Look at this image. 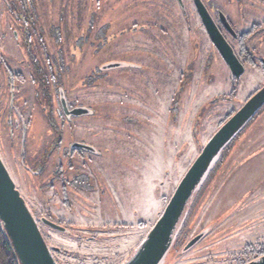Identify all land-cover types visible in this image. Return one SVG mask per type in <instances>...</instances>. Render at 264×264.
Returning <instances> with one entry per match:
<instances>
[{
  "label": "rangeland",
  "instance_id": "1",
  "mask_svg": "<svg viewBox=\"0 0 264 264\" xmlns=\"http://www.w3.org/2000/svg\"><path fill=\"white\" fill-rule=\"evenodd\" d=\"M4 1L0 55L11 64L0 65V157L35 214L65 229L41 227L59 264H122L206 141L264 86V30L251 26L264 21V0L240 11L219 0L245 35L241 44L226 36L245 68L236 80L192 0H183L188 16L176 0ZM25 3L29 41L18 19ZM115 62L127 67L103 69ZM9 77L29 118V173L9 134ZM60 89L93 112L59 117ZM80 140L95 153L70 152ZM183 227L163 264H246L264 253V109L214 166Z\"/></svg>",
  "mask_w": 264,
  "mask_h": 264
},
{
  "label": "water",
  "instance_id": "2",
  "mask_svg": "<svg viewBox=\"0 0 264 264\" xmlns=\"http://www.w3.org/2000/svg\"><path fill=\"white\" fill-rule=\"evenodd\" d=\"M179 2L182 3L181 0ZM195 4L210 41L228 66L233 78L239 79L245 72L244 65L218 29L202 2L195 0ZM220 19L225 27L232 31L227 19L224 16H221ZM120 67L121 64L115 62L104 66L103 69L112 70ZM62 106L64 113L68 116L81 117L90 113L88 109L83 107H77L69 111L65 100H62ZM263 107L264 86L251 96L208 140L179 182L163 213L144 241L123 264H161L163 262L171 250L189 202L204 181L215 159ZM75 146L93 150L85 145L77 144ZM0 220L12 241L21 264H58L38 222L17 189L1 157ZM41 222L52 229L65 230L60 225L47 219H41ZM205 234L206 231L192 239L184 250L191 249ZM247 264H264V255Z\"/></svg>",
  "mask_w": 264,
  "mask_h": 264
},
{
  "label": "flooded vegetation",
  "instance_id": "3",
  "mask_svg": "<svg viewBox=\"0 0 264 264\" xmlns=\"http://www.w3.org/2000/svg\"><path fill=\"white\" fill-rule=\"evenodd\" d=\"M15 1H18V0H15ZM176 1H178L181 15L183 14L184 16H188L187 9H186L185 6H183V0H181L182 3H180L179 0H176ZM192 1H193V6L195 8V11H196L197 15L200 18V15L198 13V10H197L196 4H195V0H192ZM200 1L202 2L203 6L206 8L207 12L211 16V18L213 19V21L215 22V24L217 25L218 29L221 31L222 35L225 37V39L227 40V42L232 46V44L230 42L231 40L226 37V36H230L232 39H234V41H239V44H241V39L245 35H241V34L239 35V34H237L235 32L234 26H233L232 22L227 17V13H226L227 11H226L225 7H223V5L221 4V2L219 0H216V1H219V3L218 2L216 3L215 0H200ZM250 1H252V0H250ZM229 2H231V3H229L230 6H232L233 8L234 7L236 8V6H237V8H236L237 11H240L242 9V7L243 8H248V5L246 3L249 2V0H247V1H244V0H229ZM242 2H245L244 5H243ZM249 5L251 6V2H249ZM24 7H25V9L23 10V12L25 14V19H23L22 17H18V19L21 20L22 23H23V29L25 31V36H26V39L25 40H28L29 41V30H28V27H29V14H28L27 3H25ZM12 13L15 15L17 13V11L16 10H14V11L12 10ZM214 15L218 18V22L214 19V17H215ZM221 16H224L227 19V21H228V23H229L232 31H229L225 27V25L221 22V19H220ZM263 23H264V21H262L261 23H254L251 26L253 27V26H257L258 24H262L263 27L261 26L259 29H263L264 30ZM204 29H205V27H204ZM250 30H252V29H250ZM14 37H15V39H18V35H17V32L16 31L14 32ZM28 41H26V42H28ZM246 47L248 48V45ZM232 48L235 51V49H234L233 46H232ZM26 50H27V53L29 54V47H27ZM235 54L237 55L236 52H235ZM237 57L239 58L238 55H237ZM241 59L247 60V57L246 56H242ZM27 60L29 62V59H27ZM239 60H240V58H239ZM259 61L264 65V59L261 58V59H259ZM23 62H25V61H23ZM10 64H11L10 62H7L0 55V65L3 66L4 69L5 68L6 69L9 68L10 67ZM21 65H23V66L26 67V65H24V64H21ZM9 79H10L9 80V88L7 90L8 96H9V103H8V105H9V110H10L11 114H15V116H16L14 118V116L11 115L10 118L8 119V125H9L8 127H9V130H10V133L9 134H10L11 140L12 139H15V140L18 141V143L20 145V159H21V162L23 164V165L22 164L21 165L24 168V170L27 173H29V165H27V164L24 163L26 157L29 159V157L27 156V154H29L28 153L29 152V147H28V145H29V142H28V138H29V118H28V120H25L24 117H23V115H22V113H21V111H19L18 107L15 106L16 98H15V94L14 93H15L16 90H15V87H14V84H13V78L9 77ZM63 92H64L63 89H60L59 92H58L59 93V97L61 99L59 100V102H60L59 103L60 106H59V109H58L59 111L56 112V113H57V115L59 117H61L62 115H64V116H66L65 119H70V117H75V116H68V115H66L64 113L63 106H62V100H65L66 105H67V108H68L69 111L73 110L74 108L82 107V106L81 105H78V104H71L74 100L71 101V100L65 98L63 96ZM27 93H29V92L27 91ZM17 100L19 101L20 99H17ZM25 104H29V102L28 103L25 102ZM25 106H27V105H25ZM86 109H88V108H86ZM77 144L89 146L93 150L91 151L89 149H85V148H81V147H76L75 145H77ZM70 149H71L70 152H73V153H74V151H84V152L95 153V148L90 143H88V142H86L84 140H80V141L73 142L71 144V146H70ZM44 157L45 158L46 157L48 158L49 155L44 156ZM23 159H24V161H23ZM38 170H39L38 173L40 171H42L41 168H38ZM38 224H40V226L42 227L41 222H38Z\"/></svg>",
  "mask_w": 264,
  "mask_h": 264
},
{
  "label": "trees",
  "instance_id": "4",
  "mask_svg": "<svg viewBox=\"0 0 264 264\" xmlns=\"http://www.w3.org/2000/svg\"><path fill=\"white\" fill-rule=\"evenodd\" d=\"M244 56V55H243ZM200 59H202V58H200ZM120 64H121V67L122 68H125V67H127L126 66V64L125 63H122V62H120ZM120 67V68H121ZM107 72V71H106ZM234 80H236L235 78H234ZM264 109V107L256 114V116L249 122V124H251L252 122H253V120L260 114V112L262 111ZM93 112L92 110H90L89 109V112ZM90 112V113H91ZM89 113V114H90ZM235 112H232V113H230L228 116H226V120L225 121H223L221 124H220V127L234 114ZM249 124L228 144V146H226L225 148H224V150L221 152V154L218 156V158H216L215 159V161H214V163H213V165H212V167L210 168V170H209V172H208V174L206 175V177H205V179H204V181L202 182V184L199 186V188L197 189V191L195 192V194H194V196H193V198H192V200L189 202V204H188V206H187V208H186V214H185V216H184V218L182 219V223H181V226H180V229H179V231H178V233L176 234V236H175V238H174V241H173V244H172V247H171V249L172 248H174L177 244H178V242H179V240H180V237H181V233H182V229L184 228L183 226L185 225V223H186V221H187V219H188V217H189V214H190V212H191V208H192V206H193V204H194V202L196 201V198L198 197V194H199V192L200 191H202V189H203V187L205 186V184H206V181H207V178L209 177V175H210V173H211V171H212V169L214 168V166H216L217 165V162H221V157L223 156V154L225 153V151H227L228 149H229V147L231 146V144L236 140V138L237 137H239V135L249 126ZM219 127V128H220ZM218 128V129H219ZM217 129V130H218ZM216 132V131H215ZM212 136H213V134H212ZM212 136H210V138L212 137ZM209 138V139H210ZM208 139V140H209ZM208 140L206 141V143L208 142ZM205 143V144H206ZM204 144V145H205ZM204 147V146H203ZM202 147V148H203ZM202 150V149H201ZM201 150H200V152H201ZM199 152V153H200ZM174 193V192H173ZM172 193V194H173ZM172 196V195H171ZM171 196H170V198H171ZM170 198H169V200H170ZM169 200L167 201V203L169 202ZM167 205V204H166ZM29 207V209H30V211L32 212V214H33V216H34V218L36 219V221L37 222H41V219H45V217H43V216H37L36 214H35V212H34V210L33 209H31L30 208V206H28ZM166 207V206H165ZM165 209V208H164ZM164 211V210H163ZM163 211H162V213H163ZM161 213V214H162ZM161 216V215H160ZM159 219V218H158ZM157 219V220H158ZM156 220V221H157ZM156 223V222H155ZM41 224H42V226L44 225L42 222H41ZM61 226V225H60ZM39 227H41L40 226V224H39ZM41 229V228H40ZM42 231V230H41ZM150 231V230H149ZM148 231V232H149ZM43 233V232H42ZM147 236V235H146ZM146 236L144 237V239L146 238ZM144 241V240H143ZM142 241V242H143ZM141 242V243H142ZM141 243L139 244V246L141 245ZM138 246V247H139ZM49 247H50V249L52 250V253H53V256H54V258H55V260H56V262L59 264V262H58V260H57V258L55 257V254L54 253H56V252H59L60 251V249H55V248H52V246L49 244ZM137 247V248H138ZM136 251V250H135ZM132 255V254H131ZM130 255V256H131ZM264 255V253H261V254H258V255H256V256H254V258L251 260V261H253V260H255V259H258V258H260V257H262ZM251 261H249V262H251ZM163 262H164V260H163ZM163 262L161 263V264H163ZM248 262V263H249ZM0 264H21V262H20V260H19V258H18V255H17V253H16V251H15V249H14V246H13V244H12V241H11V239H10V237H9V235H8V233L6 232V229H5V227H4V225H3V223H2V221L0 220ZM247 264V263H246Z\"/></svg>",
  "mask_w": 264,
  "mask_h": 264
}]
</instances>
